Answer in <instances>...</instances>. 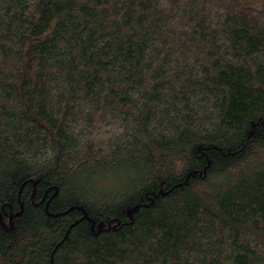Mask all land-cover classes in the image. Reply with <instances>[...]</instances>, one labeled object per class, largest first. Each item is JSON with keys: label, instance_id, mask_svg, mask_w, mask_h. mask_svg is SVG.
I'll list each match as a JSON object with an SVG mask.
<instances>
[{"label": "trees", "instance_id": "obj_1", "mask_svg": "<svg viewBox=\"0 0 264 264\" xmlns=\"http://www.w3.org/2000/svg\"><path fill=\"white\" fill-rule=\"evenodd\" d=\"M0 264H264V0H0Z\"/></svg>", "mask_w": 264, "mask_h": 264}]
</instances>
